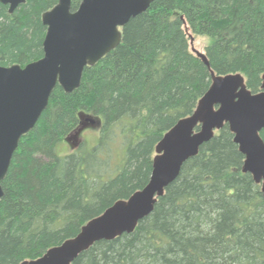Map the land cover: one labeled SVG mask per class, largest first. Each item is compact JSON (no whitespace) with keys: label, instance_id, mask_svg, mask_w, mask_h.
Wrapping results in <instances>:
<instances>
[{"label":"trees","instance_id":"trees-1","mask_svg":"<svg viewBox=\"0 0 264 264\" xmlns=\"http://www.w3.org/2000/svg\"><path fill=\"white\" fill-rule=\"evenodd\" d=\"M79 0H72V11ZM57 0L0 4V66L43 56L42 15ZM119 46L86 67L77 90L57 86L23 136L0 200V264L40 258L91 219L149 182L157 143L190 116L216 76L241 74L260 92L264 0H154L122 28ZM208 40L210 69L190 51ZM86 119L99 123L92 149L65 156L58 145ZM264 141V130L260 133ZM227 125L186 161L134 232L95 243L72 264H264V197L242 172Z\"/></svg>","mask_w":264,"mask_h":264},{"label":"water","instance_id":"water-1","mask_svg":"<svg viewBox=\"0 0 264 264\" xmlns=\"http://www.w3.org/2000/svg\"><path fill=\"white\" fill-rule=\"evenodd\" d=\"M72 0L57 4L42 15L46 28L43 56L24 67L0 66V200L21 138L32 131L59 86L69 94L77 90L83 71L117 48L122 28L145 13L154 0ZM25 0H0L12 14ZM210 69L205 53L194 52ZM194 112L179 120L155 147L148 184L126 200H119L100 216L88 221L73 238L50 248L40 258L21 264H72L95 243L112 241L134 232L180 174L183 164L198 154L215 133L228 126L244 157L242 172L260 185L264 197V74L260 92L252 94L241 74L216 76ZM90 125L93 119H86Z\"/></svg>","mask_w":264,"mask_h":264},{"label":"rangeland","instance_id":"rangeland-1","mask_svg":"<svg viewBox=\"0 0 264 264\" xmlns=\"http://www.w3.org/2000/svg\"><path fill=\"white\" fill-rule=\"evenodd\" d=\"M208 40L205 37H196L190 35L189 46L191 52L204 53ZM99 139V123L90 125L85 121L81 128H79L72 135L66 137L57 147L56 152L60 157H65L71 154L74 149L83 143L88 149L96 146Z\"/></svg>","mask_w":264,"mask_h":264}]
</instances>
